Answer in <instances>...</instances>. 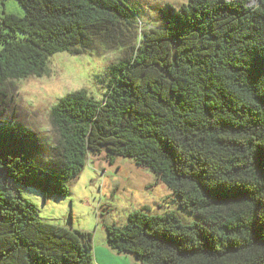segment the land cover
<instances>
[{
	"label": "trees",
	"instance_id": "1",
	"mask_svg": "<svg viewBox=\"0 0 264 264\" xmlns=\"http://www.w3.org/2000/svg\"><path fill=\"white\" fill-rule=\"evenodd\" d=\"M0 0V264H96L93 233L39 216L22 187L70 194L89 155L132 157L179 209L105 224L135 264H264V0H187L145 28L129 0ZM120 47L101 99L50 110L49 142L17 121L15 81L61 51ZM17 116V117H16Z\"/></svg>",
	"mask_w": 264,
	"mask_h": 264
},
{
	"label": "rangeland",
	"instance_id": "2",
	"mask_svg": "<svg viewBox=\"0 0 264 264\" xmlns=\"http://www.w3.org/2000/svg\"><path fill=\"white\" fill-rule=\"evenodd\" d=\"M187 0H129L139 18V25L151 28L159 25L160 8L168 3L179 6ZM6 13L22 15L24 9L17 0H5ZM122 55L120 47L108 48L98 44L96 49L83 54L68 51L54 53L48 62V73L31 75L15 81V102L21 125L27 126L49 142L54 132L50 123V110L69 92L85 89L96 99H101L107 84V72ZM17 117V116H16ZM70 194L65 197H48L33 187H22V194L38 208L42 219L67 228L93 233V259L103 264L110 246L106 241L105 224H123L130 212L150 207L162 213L176 209L185 220L194 215L178 208L173 191L148 167L139 166L132 157L116 156L112 161L106 151L89 155L83 171L69 182ZM100 250L104 251L102 254ZM134 259L124 261L134 264Z\"/></svg>",
	"mask_w": 264,
	"mask_h": 264
},
{
	"label": "crops",
	"instance_id": "3",
	"mask_svg": "<svg viewBox=\"0 0 264 264\" xmlns=\"http://www.w3.org/2000/svg\"><path fill=\"white\" fill-rule=\"evenodd\" d=\"M100 252L103 254L104 251L100 250ZM123 253H119L115 250H113L111 247H110V251L109 253L107 252V258H103V264H127L125 261H124V257H126L127 259H134V257L132 255H122ZM132 264V263H130ZM135 264V263H134Z\"/></svg>",
	"mask_w": 264,
	"mask_h": 264
}]
</instances>
